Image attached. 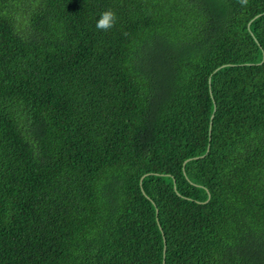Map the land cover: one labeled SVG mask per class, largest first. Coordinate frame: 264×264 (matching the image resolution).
Masks as SVG:
<instances>
[{"label":"trees","instance_id":"1","mask_svg":"<svg viewBox=\"0 0 264 264\" xmlns=\"http://www.w3.org/2000/svg\"><path fill=\"white\" fill-rule=\"evenodd\" d=\"M0 264H264V0H0Z\"/></svg>","mask_w":264,"mask_h":264},{"label":"clouds","instance_id":"2","mask_svg":"<svg viewBox=\"0 0 264 264\" xmlns=\"http://www.w3.org/2000/svg\"><path fill=\"white\" fill-rule=\"evenodd\" d=\"M238 2L243 6H246L248 4V0H238ZM116 20V12L113 9L108 8L99 14V18L95 23V28L97 30L107 32L115 26Z\"/></svg>","mask_w":264,"mask_h":264},{"label":"water","instance_id":"3","mask_svg":"<svg viewBox=\"0 0 264 264\" xmlns=\"http://www.w3.org/2000/svg\"><path fill=\"white\" fill-rule=\"evenodd\" d=\"M259 15V14H258ZM257 15V16H258ZM212 117V116H211ZM208 197H209V194H208ZM164 251H165V244H164V246H163V256H164ZM163 263H164V259H163Z\"/></svg>","mask_w":264,"mask_h":264}]
</instances>
